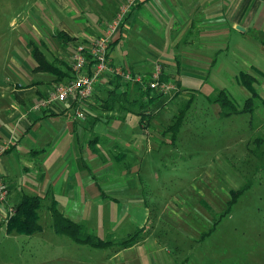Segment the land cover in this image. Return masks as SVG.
Listing matches in <instances>:
<instances>
[{
    "label": "crops",
    "instance_id": "0c3cea01",
    "mask_svg": "<svg viewBox=\"0 0 264 264\" xmlns=\"http://www.w3.org/2000/svg\"><path fill=\"white\" fill-rule=\"evenodd\" d=\"M19 1L0 0V20L7 15L9 24L2 29L0 23V148L8 146L0 155V177L8 186L7 202L0 204V231L18 234L6 229L13 214L9 211L22 196H36L42 199L39 212L52 216L54 206L65 218L113 243L73 253L83 264H195L193 247L170 240L164 246L153 229L157 221L151 218V207L132 190L142 142H121L122 149L108 136L118 126L134 129L137 110L157 103L162 110L167 96L106 73L86 100L31 108L76 76L75 46L88 53L124 7L129 12L109 49L112 69L148 78L159 68L162 81L181 88L231 79L240 85L245 66L255 71L247 74L256 76L255 88L262 94L264 41L258 37L264 36V0H24V15L15 9ZM38 58L44 66L38 67ZM190 94L180 90L163 104L164 110L178 96L192 105ZM137 119L145 135L143 119ZM152 119L153 126L159 124ZM114 160L124 166L114 169ZM170 212L175 218L164 223L173 227L194 222L183 207ZM137 231L142 234L135 241L118 248ZM206 237L202 234L198 242Z\"/></svg>",
    "mask_w": 264,
    "mask_h": 264
},
{
    "label": "rangeland",
    "instance_id": "374dc122",
    "mask_svg": "<svg viewBox=\"0 0 264 264\" xmlns=\"http://www.w3.org/2000/svg\"><path fill=\"white\" fill-rule=\"evenodd\" d=\"M23 1L20 0L15 9L23 10L24 15ZM6 16L3 14L0 20L2 29L9 28ZM258 39L264 41V36L259 35ZM241 69L256 74L248 67ZM181 88L178 87L173 97L162 100L161 111L158 103L142 108L143 111L137 110L140 113L138 117L133 116L134 129L118 126L108 135L122 149L121 142H129L130 146L142 142L137 162L139 177L132 190L141 194V198L145 197L151 207V218L157 221L153 229L162 238L164 246L167 247L170 240L172 243L182 241L187 249L193 247L191 253L195 254V264H264L263 103L256 100L252 104L255 110L250 114L221 118L219 106L211 104L209 97L223 89L238 108H242L250 95L237 82L231 79L205 84L185 83ZM183 89L192 93L189 95L191 107L184 110L186 99L178 96L164 110L167 106L163 107V104L174 100ZM256 89L261 94L258 86ZM180 113L182 120L173 139L170 127L178 121ZM152 117L158 125L153 126L155 120H151ZM137 118L143 119L145 135ZM114 161V169L124 166V163ZM246 184H250L249 188L229 206L231 194ZM179 207L191 213L192 225L173 227L164 223L175 218L170 209ZM38 216L42 230L33 235L0 231V264H83L72 254H82L86 245L57 235L52 227L53 217L46 211H38ZM180 216L187 219L186 214ZM93 229L100 235L101 228L95 226ZM140 232H136L137 236ZM202 234L208 237L200 243ZM189 237L195 238V242ZM78 248L81 251H77Z\"/></svg>",
    "mask_w": 264,
    "mask_h": 264
},
{
    "label": "built area",
    "instance_id": "2783aa9c",
    "mask_svg": "<svg viewBox=\"0 0 264 264\" xmlns=\"http://www.w3.org/2000/svg\"><path fill=\"white\" fill-rule=\"evenodd\" d=\"M130 7H124L116 15L114 20L107 26L106 34L96 38L91 49L86 53L82 45L75 46L72 54V69L76 76L64 86H58L48 94L42 102L33 105V111L48 109L55 104H63L68 100L82 101L91 97L93 85L106 73L121 77L131 84L140 85L146 89L154 90L167 97H173L178 91V86L171 82L162 81L160 69L156 68L150 77L132 75L119 68L110 67L109 49L112 39L119 31L129 12ZM8 146L0 148V155L7 150ZM8 197V186L0 177V204H5ZM11 214L13 210L9 211Z\"/></svg>",
    "mask_w": 264,
    "mask_h": 264
},
{
    "label": "trees",
    "instance_id": "16d2710c",
    "mask_svg": "<svg viewBox=\"0 0 264 264\" xmlns=\"http://www.w3.org/2000/svg\"><path fill=\"white\" fill-rule=\"evenodd\" d=\"M38 67L44 66L45 61L42 59H37ZM239 83L250 93L249 98H247L242 105V108H238L237 104L228 96L225 90H220L216 92L215 96L209 97L211 104H217L220 107L219 115L221 118H229L232 115L252 113L255 107L252 104L256 100L262 101L264 107V99L259 96L255 88V77L247 74L241 73L239 77ZM157 92L154 90H149ZM159 93V92H157ZM161 94V93H160ZM191 105V100L187 101L184 105V110ZM183 110V111H184ZM178 116V121L174 123L170 128L172 129L173 139L177 135L179 126L182 120V113ZM169 128V129H170ZM170 129V130H171ZM169 130V131H170ZM168 131V130H167ZM171 132V131H170ZM250 184H246L241 190L236 193H232L231 200L228 205L235 203L236 198L247 188ZM42 205V199L36 196H22L19 203L14 206V213L6 221V229L8 232H15L24 235H33L42 230L39 224L38 211ZM51 215L53 217L52 227L57 235H64L70 238L73 242L79 245H86L93 249H103L111 246L113 243L111 241L103 240L98 238L93 233L87 231V229L81 225L70 221L65 218L58 210L52 206L50 208ZM137 239V234L128 238L127 240L118 244V248H123L128 244H131Z\"/></svg>",
    "mask_w": 264,
    "mask_h": 264
}]
</instances>
